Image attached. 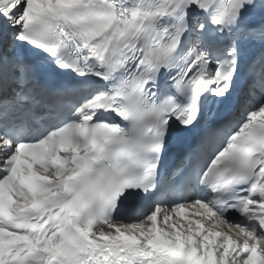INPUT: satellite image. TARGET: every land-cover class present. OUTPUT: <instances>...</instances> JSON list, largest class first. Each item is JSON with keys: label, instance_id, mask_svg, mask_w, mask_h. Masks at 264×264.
Returning a JSON list of instances; mask_svg holds the SVG:
<instances>
[{"label": "snow or ice", "instance_id": "1", "mask_svg": "<svg viewBox=\"0 0 264 264\" xmlns=\"http://www.w3.org/2000/svg\"><path fill=\"white\" fill-rule=\"evenodd\" d=\"M0 264H264V0H0Z\"/></svg>", "mask_w": 264, "mask_h": 264}]
</instances>
